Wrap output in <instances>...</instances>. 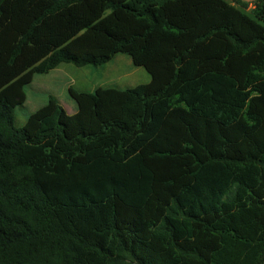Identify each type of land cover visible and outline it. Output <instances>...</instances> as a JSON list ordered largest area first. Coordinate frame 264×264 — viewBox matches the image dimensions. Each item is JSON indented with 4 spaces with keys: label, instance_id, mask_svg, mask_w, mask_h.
I'll return each mask as SVG.
<instances>
[{
    "label": "trees",
    "instance_id": "obj_1",
    "mask_svg": "<svg viewBox=\"0 0 264 264\" xmlns=\"http://www.w3.org/2000/svg\"><path fill=\"white\" fill-rule=\"evenodd\" d=\"M0 0V264H264V0ZM117 54L150 76L24 88Z\"/></svg>",
    "mask_w": 264,
    "mask_h": 264
},
{
    "label": "rangeland",
    "instance_id": "obj_2",
    "mask_svg": "<svg viewBox=\"0 0 264 264\" xmlns=\"http://www.w3.org/2000/svg\"><path fill=\"white\" fill-rule=\"evenodd\" d=\"M252 7L256 0H241ZM150 76L142 68L134 66L127 55L117 54L109 63L77 68L72 64H61L46 75H34L32 82L24 88L26 100L14 111L15 125L24 126L27 118L46 105L48 96H53L70 114L77 111L69 89L93 92L97 88H132L149 83Z\"/></svg>",
    "mask_w": 264,
    "mask_h": 264
},
{
    "label": "crops",
    "instance_id": "obj_3",
    "mask_svg": "<svg viewBox=\"0 0 264 264\" xmlns=\"http://www.w3.org/2000/svg\"><path fill=\"white\" fill-rule=\"evenodd\" d=\"M64 108V107H63ZM65 109V108H64ZM66 110V109H65ZM66 112L68 113V114H70L67 110H66ZM73 114V113H72Z\"/></svg>",
    "mask_w": 264,
    "mask_h": 264
}]
</instances>
